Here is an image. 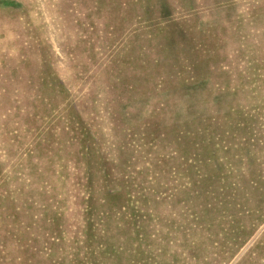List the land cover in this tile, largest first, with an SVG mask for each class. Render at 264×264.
<instances>
[{"label": "rangeland", "instance_id": "rangeland-1", "mask_svg": "<svg viewBox=\"0 0 264 264\" xmlns=\"http://www.w3.org/2000/svg\"><path fill=\"white\" fill-rule=\"evenodd\" d=\"M0 264H264V0H0Z\"/></svg>", "mask_w": 264, "mask_h": 264}]
</instances>
